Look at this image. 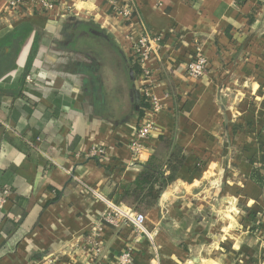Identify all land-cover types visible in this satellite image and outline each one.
Masks as SVG:
<instances>
[{
    "label": "crops",
    "instance_id": "crops-1",
    "mask_svg": "<svg viewBox=\"0 0 264 264\" xmlns=\"http://www.w3.org/2000/svg\"><path fill=\"white\" fill-rule=\"evenodd\" d=\"M125 1L21 14L0 0V264L117 262L133 227L104 222L106 202L82 183L111 201L174 129L188 157L146 213L157 247L133 244L132 264H264V187L252 177L264 176V0H133L129 20ZM145 32L161 37L149 66L162 109L138 138L133 52ZM198 51L209 67L191 79Z\"/></svg>",
    "mask_w": 264,
    "mask_h": 264
},
{
    "label": "built area",
    "instance_id": "built-area-1",
    "mask_svg": "<svg viewBox=\"0 0 264 264\" xmlns=\"http://www.w3.org/2000/svg\"><path fill=\"white\" fill-rule=\"evenodd\" d=\"M59 0H9V8L14 10L16 13H21L27 9H31L34 13L38 12H48L52 10L57 4ZM133 8L129 3V0H126L125 3L120 7V14L126 19L129 20L131 18ZM161 41V37H156L149 35L148 33H144L141 35L138 40L135 49H134V63H139L142 67V85H141V93L146 98V104L144 108V115L141 117L140 123L137 129V137H145L149 135L154 128V117L155 115L162 109V103L160 99L153 92L154 85L156 83L154 73L149 66L150 59L152 57V51L154 50L156 44L159 45ZM209 67V61L204 54L201 52H193L184 67L185 76L191 79H200L206 72ZM28 81H32V76H27ZM131 147L134 155L139 156L141 151V145L138 141H133L131 143ZM106 153V149L103 146H95L93 147L89 155L92 157H103ZM83 190L91 191L96 193L101 199H103L108 208L104 212L102 220L104 222L112 223L113 225H118L120 220L128 222L133 227L134 237H136L133 244H136L142 238L148 239V241L153 245V247H157L155 242L156 232L151 231L147 225V216L146 214L136 212L129 207L116 205L112 201L106 199L100 193L96 192L91 186L88 184L82 183ZM9 193L8 189L3 190V194H0V209L4 207L6 202V197ZM96 233L92 235V246L94 248V253L98 254L101 250L100 242L96 239ZM133 244L126 245L120 254L118 261L114 264H132V255L131 251L133 249Z\"/></svg>",
    "mask_w": 264,
    "mask_h": 264
},
{
    "label": "trees",
    "instance_id": "trees-1",
    "mask_svg": "<svg viewBox=\"0 0 264 264\" xmlns=\"http://www.w3.org/2000/svg\"><path fill=\"white\" fill-rule=\"evenodd\" d=\"M133 8L131 18L138 16L133 0H129ZM26 27V28H23ZM32 26L24 25L17 35H23L30 31ZM14 35V34H13ZM31 64L33 59L30 60ZM136 76L142 73V67L139 63L134 64ZM147 106L144 95L140 96L137 104L138 115L141 118L144 115V108ZM177 130L174 129L170 135H161L159 145L156 151L145 162L140 163V171L136 178L130 182L120 183L111 194V201L116 205L125 204L132 210L146 214L159 202L164 190L174 182L180 169L184 165L188 152L176 141ZM253 179L264 187V176L256 168L253 173ZM252 214V213H251Z\"/></svg>",
    "mask_w": 264,
    "mask_h": 264
},
{
    "label": "water",
    "instance_id": "water-1",
    "mask_svg": "<svg viewBox=\"0 0 264 264\" xmlns=\"http://www.w3.org/2000/svg\"><path fill=\"white\" fill-rule=\"evenodd\" d=\"M134 91H135V95H136V101L139 102L140 100V93L136 90V87L134 86Z\"/></svg>",
    "mask_w": 264,
    "mask_h": 264
}]
</instances>
